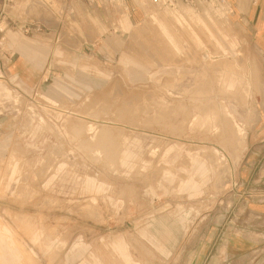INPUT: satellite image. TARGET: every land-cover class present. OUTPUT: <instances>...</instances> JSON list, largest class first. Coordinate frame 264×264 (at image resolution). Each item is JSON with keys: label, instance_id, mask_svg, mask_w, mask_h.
Returning a JSON list of instances; mask_svg holds the SVG:
<instances>
[{"label": "rangeland", "instance_id": "obj_1", "mask_svg": "<svg viewBox=\"0 0 264 264\" xmlns=\"http://www.w3.org/2000/svg\"><path fill=\"white\" fill-rule=\"evenodd\" d=\"M136 1H0V264H210L262 221L261 52L225 6Z\"/></svg>", "mask_w": 264, "mask_h": 264}, {"label": "crops", "instance_id": "obj_2", "mask_svg": "<svg viewBox=\"0 0 264 264\" xmlns=\"http://www.w3.org/2000/svg\"><path fill=\"white\" fill-rule=\"evenodd\" d=\"M226 2L230 7V14L237 16L239 21L244 24L250 34L253 44L261 52L262 57L264 58V0H226ZM147 7L153 9L150 5ZM170 14L172 17L174 16L173 20L176 24L181 23L183 25H190V23L185 20L183 13L179 12L178 14ZM151 17L159 18V20L162 21L161 23L165 21L162 19L163 17L161 18L155 15V12H152L149 18ZM164 24L166 23L164 22ZM191 30L194 31V35L196 36L195 42L198 45L199 33L192 27ZM6 40L7 45L9 46L11 44H18L21 46L26 43V41L18 39L16 33H13L12 31L6 32ZM239 79V83L245 81L244 76L241 74L239 75ZM226 113L228 118H230L233 122V126H237L239 128V133L244 132L245 139L246 131L243 126H240L239 123L236 122L237 119L234 114L228 110H226ZM101 128L103 127L101 126ZM101 128L100 131L96 130V134L97 132H100V136L106 137L108 129L107 133L102 134L101 132L103 130H101ZM107 137H109L108 139L110 141H115L111 135H108ZM244 149L245 146L241 148V151ZM213 153L217 154L218 160H222V157L219 156L216 150L213 151ZM223 158H226V156H223ZM218 162L220 163V161ZM253 212L260 215L259 218L262 220L260 221V224L256 225L255 230L253 231L245 230L240 235H227L222 243L225 250L224 254L208 255L210 264H264V205H259L257 208H254ZM253 251L256 252L255 255L252 253Z\"/></svg>", "mask_w": 264, "mask_h": 264}, {"label": "built area", "instance_id": "obj_3", "mask_svg": "<svg viewBox=\"0 0 264 264\" xmlns=\"http://www.w3.org/2000/svg\"><path fill=\"white\" fill-rule=\"evenodd\" d=\"M3 7L6 6V4L11 3L13 0H0ZM88 3H93L94 0H85ZM110 3L111 2H116L117 5H119L120 7L126 9V10H137L138 8H140L139 4L137 3L136 0H108ZM149 1L151 4H153L156 7H166V6H174L175 4H177V2H181V3H205L211 6H225L227 7L228 4L226 2V0H147ZM119 3V4H118ZM230 10V7H227ZM29 29L26 28L25 31H28Z\"/></svg>", "mask_w": 264, "mask_h": 264}, {"label": "bare ground", "instance_id": "obj_4", "mask_svg": "<svg viewBox=\"0 0 264 264\" xmlns=\"http://www.w3.org/2000/svg\"><path fill=\"white\" fill-rule=\"evenodd\" d=\"M16 1H18V0H16ZM147 1V0H146ZM33 2V0H20V2L18 3V5H17V7H21V9H24V7H26L27 5H29L30 3H32ZM119 4V3H118ZM147 5H150V6H152V7H155V8H157L156 6H154L153 4H151L149 1H148V3H147ZM228 7V6H227ZM161 8V7H160ZM128 11V10H127ZM124 13H127V12H124ZM129 14L130 13H127V15L129 16ZM219 103H220V101H219ZM93 105V104H92ZM221 108L220 110L221 111H223L225 114H227L226 113V108H225V106H223V105H221V106H218V108ZM214 108V107H213ZM59 110H61V109H59ZM214 110V109H213ZM216 110V109H215ZM62 111V110H61ZM63 112H64V110H63ZM217 112V111H216ZM64 113H66V112H64ZM206 113H208V112H206ZM60 114H62L61 112H60ZM209 114V113H208ZM81 115V114H80ZM169 115V114H168ZM205 115V114H204ZM194 116V115H193ZM201 116H203V115H201ZM206 116V115H205ZM214 116V115H213ZM212 116V117H213ZM206 117H208V116H206ZM205 117V118H206ZM209 117H210V115H209ZM197 118V117H196ZM203 119H204V117H203ZM208 119V118H207ZM210 119H212V118H210ZM216 119H218V118H216ZM93 120V119H92ZM195 120H198V119H195ZM200 120H201V118H200ZM72 121V120H71ZM70 121V122H71ZM206 121V120H205ZM204 121V122H205ZM208 121H209V123H210V120L208 119ZM207 121V122H208ZM212 121V120H211ZM215 121V120H214ZM225 121V120H224ZM227 121L229 122V123H231V125L233 126V122H231V120L229 119V118H227ZM250 121V120H249ZM200 122V121H199ZM76 123V122H75ZM81 123V122H80ZM213 123V122H212ZM228 123V124H229ZM81 124H84V123H81ZM227 124V123H226ZM79 127V126H78ZM103 128H101V130H103L101 133L103 134V133H107V129H108V126L107 125H103L102 126ZM234 127V131L236 132V135L238 136V137H240V135H242V137L243 138H241V141H242V143H244V132H241V133H239V128L237 127V126H233ZM54 128V127H53ZM72 128V127H71ZM81 128V127H80ZM224 129V128H223ZM225 130V129H224ZM99 131H100V129H99ZM234 131H233V133H234ZM98 133V132H97ZM100 133V132H99ZM81 134V133H80ZM99 135H101V134H99ZM105 135V134H104ZM107 136H108V133H107ZM229 136V135H228ZM235 136V135H234ZM104 137V136H103ZM110 141V140H109ZM111 142V141H110ZM92 144V143H91ZM92 146V145H91ZM111 147V146H110ZM108 154V153H107ZM112 154V153H111ZM110 154V155H111Z\"/></svg>", "mask_w": 264, "mask_h": 264}]
</instances>
